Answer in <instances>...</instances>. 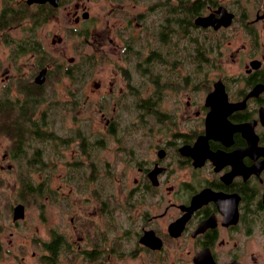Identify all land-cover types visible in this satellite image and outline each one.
<instances>
[{
	"label": "flooded vegetation",
	"instance_id": "1",
	"mask_svg": "<svg viewBox=\"0 0 264 264\" xmlns=\"http://www.w3.org/2000/svg\"><path fill=\"white\" fill-rule=\"evenodd\" d=\"M0 46V264H264V0H0Z\"/></svg>",
	"mask_w": 264,
	"mask_h": 264
},
{
	"label": "rangeland",
	"instance_id": "2",
	"mask_svg": "<svg viewBox=\"0 0 264 264\" xmlns=\"http://www.w3.org/2000/svg\"><path fill=\"white\" fill-rule=\"evenodd\" d=\"M235 30L236 29L234 27L227 29L228 35L230 36V34L231 35L234 34ZM199 40H202V38L200 37ZM205 40H206V38H205ZM66 44H67L66 58H68L69 56L75 54L74 52H76V51L72 47V45H73L72 40H67ZM236 44H237V39H235V38H233L231 40H227L226 41L227 50L229 51V49L235 47ZM1 48L2 47L0 46V59L3 60L5 58V56H6L5 55L6 51L5 50L3 51ZM86 49L88 51H90V47H88V48L86 47ZM226 68H227V70L229 69L230 71L236 69V67L233 68L232 66H230L228 64L226 65ZM7 144H8V139L4 135L0 134V149H2V147H4ZM67 151H68V155H70L71 154L70 149H68ZM1 175H4L5 179H7V178L10 177V175H11V178H12L14 175H16V173L12 172V171H11V173H7V171H4V172L1 171ZM7 181L12 182L11 180H8V179L6 180L4 189H5L7 194L5 193L3 195H0V212H1L0 213L1 214L0 222L3 224V226H5L6 223H7V219L5 217L8 214L7 210L5 211V207H4L5 205L4 204H5L6 201L13 199V195L11 194L13 185L10 184V183L7 184ZM58 207L59 206L57 204H56V206L55 205H51V206L48 207V208H51L52 217H54V218L58 214ZM46 208H47V206H46ZM35 213H36V207L34 205H29L28 208H27V214H28L27 220L25 222L21 223V226H20V228L22 230H25V231L28 232L29 222H30L31 218L33 216L36 217V215H37V213L36 214ZM42 231H43L42 227H40V224H39L38 232L41 233ZM16 237H21V235L18 234V235L15 236V238Z\"/></svg>",
	"mask_w": 264,
	"mask_h": 264
},
{
	"label": "water",
	"instance_id": "3",
	"mask_svg": "<svg viewBox=\"0 0 264 264\" xmlns=\"http://www.w3.org/2000/svg\"><path fill=\"white\" fill-rule=\"evenodd\" d=\"M224 16H227V20L226 21H223V23L225 24V25H227V24H229L230 23V21H231V14H223ZM197 21H199L200 23H202V24H207V21L205 20V19H203V20H197Z\"/></svg>",
	"mask_w": 264,
	"mask_h": 264
}]
</instances>
